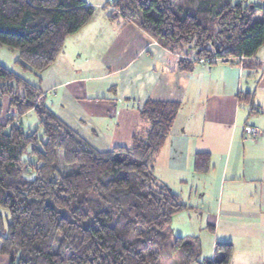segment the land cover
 I'll list each match as a JSON object with an SVG mask.
<instances>
[{
	"label": "trees",
	"instance_id": "1",
	"mask_svg": "<svg viewBox=\"0 0 264 264\" xmlns=\"http://www.w3.org/2000/svg\"><path fill=\"white\" fill-rule=\"evenodd\" d=\"M110 1L109 18L134 22L181 56L180 71L192 69V58L262 66L253 58L264 46V0ZM92 14L84 0H0V46L17 50L37 76L29 82L0 65V100L8 98L4 120L0 102V256L8 264H229L230 244L216 243L208 258L197 237L169 235L186 205L153 167L177 103L147 100L129 144L104 152L45 106L40 73ZM29 111L38 128L24 131L17 119ZM207 169L208 156L197 154L194 170Z\"/></svg>",
	"mask_w": 264,
	"mask_h": 264
},
{
	"label": "crops",
	"instance_id": "2",
	"mask_svg": "<svg viewBox=\"0 0 264 264\" xmlns=\"http://www.w3.org/2000/svg\"><path fill=\"white\" fill-rule=\"evenodd\" d=\"M84 1L95 8L92 17L40 73L45 106L104 152L129 144L147 100L177 103L155 177L189 207L184 211L203 215L210 234L201 256L212 258L215 244L226 243L229 264H264V52L253 58L262 64L255 70L217 61L180 71L181 56L134 22L109 19L104 0ZM244 126L261 133L252 137ZM197 154L208 156L205 172L194 170ZM187 233L178 235L197 237ZM0 264L8 259L0 256Z\"/></svg>",
	"mask_w": 264,
	"mask_h": 264
},
{
	"label": "rangeland",
	"instance_id": "3",
	"mask_svg": "<svg viewBox=\"0 0 264 264\" xmlns=\"http://www.w3.org/2000/svg\"><path fill=\"white\" fill-rule=\"evenodd\" d=\"M107 5L109 9H103L109 11V14L111 13V1L110 0H104L103 6ZM93 10L95 8L93 7ZM260 17V13L256 14L255 20ZM109 18V16H108ZM110 19V18H109ZM264 52V46H262L258 53ZM19 52L15 49H8L6 47L0 46V65L4 66L10 71H14L15 73L21 75L23 78H25L29 82H36L37 76L30 70H25L22 68V66L17 62L19 60ZM106 94V93H105ZM107 97L110 96V93L107 92ZM2 105L1 114L3 117V120L6 116L7 106H8V98L2 97L0 100ZM17 121L21 123V127L24 131H33L36 128H38V122H37V116L34 111H29L23 116H21ZM40 133V130L38 131ZM189 207L186 206L185 209ZM184 209V210H185ZM182 210V211H184ZM178 212L172 216L170 228L168 234L171 238L178 237L180 235H187L188 230H192L193 232L197 234V238L200 240V244H204L205 241H207V238H209V230L205 227V223L203 221V215L200 216L199 214H196L194 211H184V212ZM188 211V212H187ZM0 215H2V223H6V218L4 217L7 215L6 210H3L0 208ZM190 218V219H188ZM201 224L203 228H201ZM193 226V228H191ZM187 230V231H186ZM208 230V231H207ZM179 232V233H178ZM204 255V253L202 254ZM203 257V256H202Z\"/></svg>",
	"mask_w": 264,
	"mask_h": 264
},
{
	"label": "built area",
	"instance_id": "4",
	"mask_svg": "<svg viewBox=\"0 0 264 264\" xmlns=\"http://www.w3.org/2000/svg\"><path fill=\"white\" fill-rule=\"evenodd\" d=\"M191 60H194L196 61V63L200 64L202 67H204L205 69H209L211 66V63L209 60L207 59H204V58H192ZM242 60L241 57H232V58H215L214 61L215 62H222V63H229L230 61H240ZM244 132L252 137H256L258 136L261 131L257 128V127H254V126H244Z\"/></svg>",
	"mask_w": 264,
	"mask_h": 264
}]
</instances>
